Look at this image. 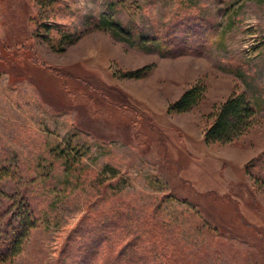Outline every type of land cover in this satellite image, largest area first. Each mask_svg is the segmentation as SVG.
<instances>
[{"label": "rangeland", "instance_id": "374dc122", "mask_svg": "<svg viewBox=\"0 0 264 264\" xmlns=\"http://www.w3.org/2000/svg\"><path fill=\"white\" fill-rule=\"evenodd\" d=\"M236 92L254 119L206 142ZM24 205L0 264L135 233L164 264H264V0H0V216Z\"/></svg>", "mask_w": 264, "mask_h": 264}, {"label": "trees", "instance_id": "16d2710c", "mask_svg": "<svg viewBox=\"0 0 264 264\" xmlns=\"http://www.w3.org/2000/svg\"><path fill=\"white\" fill-rule=\"evenodd\" d=\"M128 77H139L140 71H129L123 74ZM106 92L113 93L114 90L104 88ZM204 91L203 85L194 84L185 89L179 97L171 102L168 106V111L171 112H185L198 104L202 98ZM254 110L249 101L246 99L244 93H230L215 109L212 114V121L206 128L204 139L206 142L210 141H229L235 135L241 133L246 129L253 118ZM22 211H18L20 216L17 217L16 225L11 220L12 217L0 216V259H7L17 252L18 234L22 233L23 227L27 224L28 210L26 205L22 206ZM4 220V221H3ZM15 221V220H14ZM4 222V223H2ZM111 225V224H110ZM78 233H83V229H76ZM93 233V231H92ZM83 234H79L82 236ZM125 241L117 250L114 245L107 246V255L100 257L101 250L98 249V238L96 236L90 237V245L85 251L70 246L69 238L61 246L60 254L66 258V264L72 263L75 255L70 253V250H75L76 255L82 258V264H164L162 261L151 258L145 254L141 241L142 238L137 233L133 234ZM106 233L104 232V235ZM73 240V239H72ZM103 245V244H102ZM77 247V246H76ZM84 251V252H82ZM66 253V254H65ZM65 259V258H64ZM94 259V260H93Z\"/></svg>", "mask_w": 264, "mask_h": 264}]
</instances>
